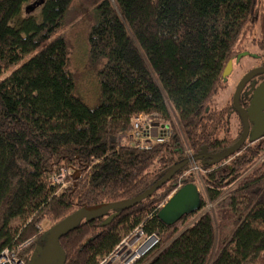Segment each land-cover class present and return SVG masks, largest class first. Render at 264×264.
<instances>
[{
  "label": "trees",
  "instance_id": "1",
  "mask_svg": "<svg viewBox=\"0 0 264 264\" xmlns=\"http://www.w3.org/2000/svg\"><path fill=\"white\" fill-rule=\"evenodd\" d=\"M34 1L0 0V257L32 240L18 253L24 264L48 231L76 211L136 198L175 164L237 142L243 125L232 97L221 110L210 104L227 63L247 53L243 45L260 11L259 0H46L26 10ZM84 22L86 61L72 71L70 33ZM251 43L259 51L256 68H264V32ZM85 75L100 86L93 108L76 93ZM261 83L264 73L243 87V109ZM144 115L159 117L171 132L147 150L125 137ZM262 156L264 137L219 163H189L134 207L83 220L59 240L63 264H98L136 228L159 240L136 264H264ZM193 165L197 174L190 173ZM65 169L78 171L77 181L64 189L50 184ZM195 175L204 189L200 211L206 203L214 211L170 226L159 221L166 199L196 185Z\"/></svg>",
  "mask_w": 264,
  "mask_h": 264
},
{
  "label": "water",
  "instance_id": "2",
  "mask_svg": "<svg viewBox=\"0 0 264 264\" xmlns=\"http://www.w3.org/2000/svg\"><path fill=\"white\" fill-rule=\"evenodd\" d=\"M46 0H35L26 10L33 11L40 7ZM248 53L238 55L235 61L238 63ZM233 61H229L223 72V79L232 70ZM264 73V68H254L242 76L238 82L233 96L232 104L242 121V133L237 142L226 151L219 154H208L204 150L185 160L175 164L172 168L153 186L136 198L122 201L115 204H102L91 207L88 210H78L69 217L55 224L47 233L46 243L43 247H37L30 264H63L64 257L59 246V240L68 232L73 231L83 220L100 219L105 217L112 210L131 208L139 204L153 193L169 182L175 173L189 163L207 160L210 163H219L237 153L246 142H257L264 137V83L257 85L251 94L249 105L243 109L238 102L239 94L246 83L257 74ZM74 181H77L80 174L74 171ZM201 209L200 193L196 185L187 184L178 190L168 199L165 205L159 210L157 219L167 226L178 222L183 216L197 213ZM117 214L112 215L103 225L109 224Z\"/></svg>",
  "mask_w": 264,
  "mask_h": 264
},
{
  "label": "rangeland",
  "instance_id": "3",
  "mask_svg": "<svg viewBox=\"0 0 264 264\" xmlns=\"http://www.w3.org/2000/svg\"><path fill=\"white\" fill-rule=\"evenodd\" d=\"M262 1L263 0H259V5H258L259 10H260L259 11V21L255 27V30L252 32L250 39H248L247 42H245L243 45L246 48L247 53L249 55L242 58L241 61L238 63L236 61H233L232 70H231L230 74L226 78L223 79V87H221L219 89L218 94L213 99L212 103L210 104V107L212 109L221 110V109L225 108L228 101L232 97L234 90H235L238 82L242 78V76L244 74H246L248 71L256 68L259 64L258 62L254 61L252 58L257 53H259V51L251 43V41H252V39H257V40L260 39L261 36L263 35V32H264V10H263V2ZM76 7H77V4H74L73 8H76ZM39 11H40V8L37 9L36 11L32 12L31 15L32 16H38ZM22 14H23V16H26V15H29L30 13L29 12L28 13L23 12ZM86 14H87V12H86ZM81 17L84 18L85 14H83ZM75 22H77V21H75ZM86 23H88V22H84V23L79 24L75 30H72V34L70 33L72 43L75 45L74 46L75 48L73 49V51L70 55V59H72V63H73L72 71L76 70V71L80 72L82 65L86 61L85 53L83 51V50H86L85 40H84V36H85L86 28H87ZM69 28L70 27L64 29L60 33L66 32ZM86 55H87V52H86ZM6 75H8V74H6ZM6 75H4V77ZM76 93L84 101V103L87 106L93 108V107L97 106L99 99H100L99 83L93 77L85 75V76H83V78L78 79L77 87H76ZM144 116H147V115H144ZM232 116L234 117L233 131L236 132L239 129L238 119L234 116V114H232ZM138 117H140V116H138ZM146 121L152 122L155 124L162 123V121L157 116H148V118H146ZM172 122L177 129L176 120H172ZM74 174H75L74 171L71 170V172L67 176L69 179V182H67L68 184H73L76 182V181H74V177H73ZM195 176L197 178L196 186L199 190L200 195H203L204 189H203L202 183L200 181L199 175H195ZM174 192L175 191H173L170 194V196L166 199L165 202L168 201V199L173 195ZM223 200H227V197H225ZM224 204H225L224 201H221V202H218L215 206L224 205ZM213 208H214L213 204L206 203L204 208L199 213H202L203 211H210V210L213 212L214 211V210H212ZM49 228H50V224L44 223L41 227V232L45 233L47 230H49Z\"/></svg>",
  "mask_w": 264,
  "mask_h": 264
},
{
  "label": "built area",
  "instance_id": "4",
  "mask_svg": "<svg viewBox=\"0 0 264 264\" xmlns=\"http://www.w3.org/2000/svg\"><path fill=\"white\" fill-rule=\"evenodd\" d=\"M146 130L141 119L138 117L133 121V127L125 137L127 141H132L130 144L135 148L147 150L155 144L165 142L171 135L169 126L162 123L157 124L155 127L153 126L150 132L146 133ZM263 158L264 156L260 158V161H262ZM70 172L69 169H65L61 170L59 173L53 174L49 179L50 184L67 188L69 184L66 182V178ZM197 172L198 168L193 165L190 173L196 174ZM179 188L181 187H178V189ZM158 243L159 240L157 237L154 235H146L140 228H136L116 246L108 257L101 260L99 264H136L139 260L155 250ZM0 264H24V262L16 259L14 254L10 251H4L0 257Z\"/></svg>",
  "mask_w": 264,
  "mask_h": 264
},
{
  "label": "bare ground",
  "instance_id": "5",
  "mask_svg": "<svg viewBox=\"0 0 264 264\" xmlns=\"http://www.w3.org/2000/svg\"><path fill=\"white\" fill-rule=\"evenodd\" d=\"M37 8V7H36ZM140 119H141V121H142V124H143V126H144V128H146L147 130L145 131L146 133L147 132H150V131H152V128H153V126L155 127L157 124H155V123H152V122H147L146 121V118H148V116H140L139 117ZM135 120V119H134ZM133 120V121H134ZM133 121H132V127H133ZM130 141V143L132 142L131 140H129ZM232 157V156H231ZM230 158V157H229ZM61 189H64V188H62V187H60ZM120 203V202H119ZM115 204V203H114ZM32 242V240L31 241H28V242H25L24 244H22L21 246H19L18 247V249H16V252L15 253H13L14 254V256H15V258L16 259H18V260H21V259H19L18 258V253H20L25 247H27L30 243ZM122 242V241H121ZM120 242V243H121ZM119 243V244H120ZM159 244V243H158ZM158 246V245H157ZM156 249V248H155ZM22 261V260H21ZM99 264V263H98Z\"/></svg>",
  "mask_w": 264,
  "mask_h": 264
}]
</instances>
